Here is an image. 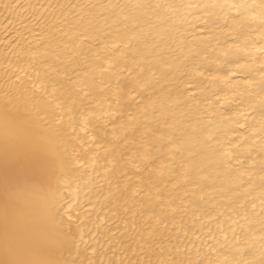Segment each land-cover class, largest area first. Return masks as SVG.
I'll return each mask as SVG.
<instances>
[{
  "label": "bare ground",
  "instance_id": "obj_1",
  "mask_svg": "<svg viewBox=\"0 0 264 264\" xmlns=\"http://www.w3.org/2000/svg\"><path fill=\"white\" fill-rule=\"evenodd\" d=\"M1 12L0 264H264V0Z\"/></svg>",
  "mask_w": 264,
  "mask_h": 264
},
{
  "label": "rangeland",
  "instance_id": "obj_2",
  "mask_svg": "<svg viewBox=\"0 0 264 264\" xmlns=\"http://www.w3.org/2000/svg\"><path fill=\"white\" fill-rule=\"evenodd\" d=\"M0 14H3V13L1 12ZM112 223H113V222H111V224H110V223H109V224L112 226V225H113ZM118 223H119V222H118ZM118 223H116V225H117Z\"/></svg>",
  "mask_w": 264,
  "mask_h": 264
}]
</instances>
